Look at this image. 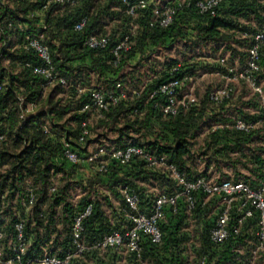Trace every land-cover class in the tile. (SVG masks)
<instances>
[{
	"label": "trees",
	"instance_id": "obj_1",
	"mask_svg": "<svg viewBox=\"0 0 264 264\" xmlns=\"http://www.w3.org/2000/svg\"><path fill=\"white\" fill-rule=\"evenodd\" d=\"M126 1L135 4L147 0ZM196 1L186 0L189 5L176 12L168 28L153 29L148 25L149 13L132 19L120 0H103L98 7H95L97 0H80L73 7L59 6L54 0H0V231L3 233L0 264L8 260H12L10 264H37L34 260L44 253L63 256L71 247L74 213L88 205L91 212L82 221L85 243L91 244L110 231L121 229L126 224L124 189L138 195L142 211L152 205L156 184L166 193L175 191L165 173L148 169L139 159L125 166L108 161L105 171H98L96 163L71 164L63 155L65 144L80 159L106 143H111L106 150L123 147L128 142L145 146L152 154L164 156L188 179L207 176L204 171H194L191 165L194 160L212 162L218 172H222L223 163L239 162L250 174L244 181L251 188L264 183L261 156L264 148L258 144L251 146L260 137L259 127L264 128V123L261 116L234 107L239 99L236 92L213 103L209 99L213 90L206 89L202 97L195 94L194 105L174 116L162 114L158 105L160 95L151 97L157 85L171 76L193 79L200 69L206 68L222 78L225 68L218 61L224 57L213 63L193 60L180 63L170 59L163 64L162 76L141 89L131 76L151 56L161 49L171 50L179 41L190 48L216 45L213 52L219 48L227 52L228 64L239 66V59L245 64L247 51L238 54L236 45L248 49L252 42L250 35L264 31V0H227L213 17L199 14L194 6ZM46 2L49 4L41 17H30L32 12L42 10ZM85 16V26L76 31L75 24ZM99 32L109 35L108 48H87L85 39ZM36 33L43 36L54 70L66 80L67 87L56 82L46 87L45 81L32 72L39 60L26 48V37ZM125 37L130 48L116 58L110 50ZM173 68L177 69L172 73ZM255 78L264 85L263 51ZM82 88L85 90L79 92ZM89 90L105 94L125 91L127 97L100 114L84 112L82 106L88 102ZM232 107L242 113L245 121L257 123L256 128L242 133L232 127L234 121L227 124L230 119L225 118L224 112ZM252 107L253 112L257 111L255 96ZM91 113L95 114V122L88 125ZM211 121L215 124L200 140L204 126ZM83 122L87 134L83 143H79ZM217 126L224 127L214 129ZM58 175L61 178L56 184L53 178ZM237 180L236 177L234 181ZM75 186L84 190L76 204L71 199ZM30 193L34 195L31 204ZM198 199L203 200V196ZM209 212V207L199 205L188 212L183 199H179L175 212L166 209V217L160 223V244H152L144 237L139 258L112 250L92 251L74 259L72 264H187L189 249L196 253L197 259L205 256L206 264H239V255L234 250L242 248L248 254L254 247L255 218L246 223L239 235L215 245L209 239L214 222ZM20 223L28 247L16 261L12 247L17 241L15 227ZM261 256L264 263V252Z\"/></svg>",
	"mask_w": 264,
	"mask_h": 264
},
{
	"label": "built area",
	"instance_id": "obj_2",
	"mask_svg": "<svg viewBox=\"0 0 264 264\" xmlns=\"http://www.w3.org/2000/svg\"><path fill=\"white\" fill-rule=\"evenodd\" d=\"M80 0H54L59 6L73 7ZM124 6V11L132 19L138 14L149 13L150 20L148 25L150 28L166 29L173 22L175 14L183 5L186 7L189 3L186 0H170L165 3H159L156 0L139 1L130 4L126 0H120ZM227 0H198L194 6L199 14L215 16L216 10L222 3ZM49 2H46L42 10L32 12L30 17H41L42 11L46 9ZM87 17H82L74 26L76 31H80L86 24ZM252 42L247 49L245 64L238 66L236 63L228 64L226 58L219 59V64L225 68L222 79L225 85L213 90L209 99L213 103H217L223 99H227L236 92L235 84H243L258 100V109L253 112L261 116L264 123V85L257 83L255 74L259 69V60L262 51L264 52V31L256 32L250 35ZM110 39L109 35L103 32L89 35L84 45L91 50H105L108 48ZM26 48L34 52L39 60V64L32 67V72L40 76L45 81V86H51L55 82L62 87H67L68 83L62 77H59L54 70L51 61V54L48 47L43 43L41 34H31L26 37ZM130 48L129 39L118 41L110 50L116 58L122 52L128 51ZM177 68H173L172 73ZM189 81V83H187ZM192 79H179L171 76L167 80L159 83L151 97L160 95L162 97L159 108L163 115H177L181 109H188L197 102L194 87L189 86ZM1 88V86H0ZM85 89H78L83 92ZM127 97L124 91L118 94H105L99 90L88 91V102L82 106V111H95L100 114L108 110L111 105H116L121 99ZM28 111V110H26ZM255 122L245 121L241 117L234 119L232 127L242 133H250L256 128ZM86 123H81L82 132L79 137V143H83L84 136L87 134ZM217 126L216 128H223ZM2 136L0 135V142ZM64 157L71 164L82 162L96 163L98 171H105L108 161H113L120 166L128 165L134 159L141 160L148 169H159L165 173L166 177L175 187L172 194L164 191L154 196L150 208L141 210L139 208V197L133 191L124 189L122 191L123 200L126 204L125 218L126 224L121 229H114L105 234L101 239L87 244L83 239L82 221L91 212V206L88 205L84 210L75 211L71 228V247L63 256L47 254L34 261L37 264H72L76 258L82 257L86 253L92 251L104 252L112 250L117 253H128L139 258L142 252V240L144 237L149 239L152 244H160L162 240V231L160 223L166 217V209L176 210L179 199H183L188 212L193 211L197 205L200 207H209L210 214L214 217V222L209 230V239L215 245L225 243L231 236H237L246 226L249 220L255 218V244L248 254H244L242 248L234 251L239 255V264H254L264 252V183L253 189L243 180H213L207 176H200L194 179H188L184 173L180 172L177 167L166 160L164 156H156L149 152L145 146L126 144L120 148H111L106 150L98 148L96 151L87 155L84 159L71 151L68 144L64 146ZM107 157L108 160H104ZM53 191V189H51ZM203 196V200L198 197ZM34 199L32 193L29 194V203ZM211 210L212 213H211ZM16 243L12 247L14 260H20L25 254L28 244L23 239V225L17 224L16 227ZM3 233L0 231V241ZM1 259V252H0ZM12 260L4 262L10 264ZM2 263V262H1ZM205 256L200 257L192 264H206Z\"/></svg>",
	"mask_w": 264,
	"mask_h": 264
},
{
	"label": "rangeland",
	"instance_id": "obj_3",
	"mask_svg": "<svg viewBox=\"0 0 264 264\" xmlns=\"http://www.w3.org/2000/svg\"><path fill=\"white\" fill-rule=\"evenodd\" d=\"M159 3H165L167 1L170 0H156ZM103 2V0H97V2L95 3V7H98L99 5H101ZM187 44L184 43V41H179L177 42V44H175L174 47H172L171 50H165V49H161L159 51L158 54L151 56L149 58V61H147L145 63L144 66H142L137 72H132L133 77H135V81H138V83L140 84V88L141 89L144 85L146 86L147 84L151 83L152 80H155L157 78H160L162 76V71H163V64L166 63V61L170 60V59H177L178 62L182 63L184 61H190L193 60L195 62H207V63H213L216 62L217 59H219L220 57H224L227 59H229V54L223 53V49L219 48L217 49V51L213 52V49H215L217 46L216 45H212V44H207L204 46H199V47H195V48H190L189 45L186 46ZM236 49H237V53L238 54H244L247 51V48L245 46H239L236 45ZM183 52H186L187 55L184 57L183 56ZM238 59V57L236 58V60ZM245 59V58H244ZM230 60V59H229ZM241 60L239 59V66L241 67L244 64V61L240 62ZM122 73H126V70H123ZM196 77L192 79L191 83L189 86H193L194 87V92L196 94V96L198 97H202V95H204V92L206 91V89H211V90H215L216 88L225 85V81L218 75L215 73H210L209 70H207L206 68L204 69H200L197 73V75H195ZM134 81V82H135ZM134 84V83H133ZM233 87H235L236 89V95H238L239 99H238V106H234L237 109H240L243 113H248L250 115H253V111L255 110L252 107V101H253V95L251 94V91L243 84H235L233 85ZM130 88V87H129ZM135 89V88H133ZM125 92V91H124ZM126 93V92H125ZM127 94V93H126ZM250 103V104H249ZM230 108V111H225V118L230 119L229 122L227 124H231L234 119L236 117H242V113L238 112L237 110H234L236 108ZM234 108V109H233ZM91 117L89 118V120L87 121L88 125H93L95 120V114L91 113ZM215 123L213 121L209 122L208 124H206L204 126V131L201 132V136H200V140L203 137V135L205 134V132L207 131V129H210L213 127ZM261 128L260 133L258 135H260V137H256L254 139V142L251 143V146H255V145H260L261 147L264 148V128H262L261 126L259 127ZM256 141V142H255ZM129 143V142H128ZM111 143H106V145L102 146L103 148H108L110 147ZM246 148V147H245ZM245 154L249 155L248 151H245ZM261 156L264 159V154L262 153ZM235 157H238L237 155H235ZM194 167V171L196 173H202L204 171V173L206 172V175L210 178H212L213 180H217L220 178V180H234L236 177L239 180H245L246 181V176H249V172L245 170V168L238 162L237 164L232 165L233 168H230L231 165H225L224 163L221 165L222 167V172H218L213 163H207L205 162V160H194L193 163L191 164ZM236 165V166H235ZM236 167V168H234ZM84 168H81L80 170L83 171ZM76 178H79V176H75ZM61 176H55L53 179L55 181L56 184L59 183ZM249 183V182H248ZM158 184H156V186L154 187V192L155 193H159L161 192V190L158 188ZM84 193V190L81 189L80 187L75 186L74 191L71 193V199H72V203H77V201L79 200V198L81 197V195ZM17 203V202H14ZM14 211L16 210L15 208L13 209ZM213 210H211L212 213ZM211 215V214H210ZM187 257H188V263L187 264H192L196 261L197 259V255L195 252H193L191 249L188 250L187 252ZM254 264H264L263 263V258L262 256L259 257Z\"/></svg>",
	"mask_w": 264,
	"mask_h": 264
}]
</instances>
